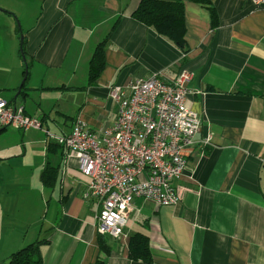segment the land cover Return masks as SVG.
Segmentation results:
<instances>
[{
  "label": "crops",
  "instance_id": "0c3cea01",
  "mask_svg": "<svg viewBox=\"0 0 264 264\" xmlns=\"http://www.w3.org/2000/svg\"><path fill=\"white\" fill-rule=\"evenodd\" d=\"M141 1L0 0V98L54 136L11 139L4 129L0 157L19 158H0V264L36 243L43 264H147L129 257L137 234L149 238L151 264H264V5L183 0L181 48L132 17ZM102 42L104 66L92 75ZM183 70L202 126L175 181L180 203L135 199L121 240L99 234V205L85 197L90 178L55 137L76 121L93 132L112 125L113 86L152 76L171 83ZM42 145L43 157H33L30 147Z\"/></svg>",
  "mask_w": 264,
  "mask_h": 264
},
{
  "label": "built area",
  "instance_id": "2783aa9c",
  "mask_svg": "<svg viewBox=\"0 0 264 264\" xmlns=\"http://www.w3.org/2000/svg\"><path fill=\"white\" fill-rule=\"evenodd\" d=\"M261 7L264 0H252ZM192 74L181 71L171 83L157 76L136 78L123 87L113 86L110 99L118 105L112 125L93 132L76 121L57 143L78 158L80 171L90 178L87 199L99 205V234L121 240L135 199L158 206L177 205L181 196L175 186L187 167L185 151L195 144L202 119L189 105L193 92L186 87ZM42 130L38 119L0 98V130ZM48 137L54 138L44 130ZM206 145L211 138L205 139Z\"/></svg>",
  "mask_w": 264,
  "mask_h": 264
},
{
  "label": "trees",
  "instance_id": "16d2710c",
  "mask_svg": "<svg viewBox=\"0 0 264 264\" xmlns=\"http://www.w3.org/2000/svg\"><path fill=\"white\" fill-rule=\"evenodd\" d=\"M201 4H207V0H192ZM132 17L149 28H153L159 35L168 38L176 46L185 44V4L183 0H142ZM105 42L100 43L90 62V73L97 75L104 66ZM28 76L29 73L27 72ZM26 85H23L24 89ZM22 93V90H21ZM4 129L0 130L3 131ZM39 243L30 244L13 253L8 258V264H43ZM129 257L134 261L152 263L149 238L137 234L130 242Z\"/></svg>",
  "mask_w": 264,
  "mask_h": 264
},
{
  "label": "rangeland",
  "instance_id": "374dc122",
  "mask_svg": "<svg viewBox=\"0 0 264 264\" xmlns=\"http://www.w3.org/2000/svg\"><path fill=\"white\" fill-rule=\"evenodd\" d=\"M35 3H36V1L33 3V6H32L30 9L33 10V11H35V13H37V11H38L39 8H40V3L37 2L36 5H35ZM2 7H4V4H2V3L0 2V9H1ZM27 8H28V7H27ZM18 27H19V25H18ZM7 131H8L9 133H12L11 135H8V137L11 138V139L16 138L17 135H20V134L22 133V132H20L19 130H16V129H14V128H8ZM3 132H5V130H4V131H1V133H0V144H2V143L7 144V141H4V139L7 138V135H4ZM40 132H41V131H40ZM40 132H39V133H40ZM33 133H36V132H33ZM42 133H43L44 137H46V135L44 134V133H45L44 130H42ZM60 136H61V135H60ZM30 150H31V152H32L33 157H43V153H44V151H43V145L40 146V147H30ZM0 158L12 162V161L18 159L19 157H15V153L13 152L12 155H11V157H0ZM30 158H31V157H25L24 161H26V160H28V159H30ZM17 165H18V163H17ZM19 165H20V166H23V167H24L23 170H25L26 172L29 171V168H27L26 166H24V162H23V161H22ZM28 181H29V185H33V186L36 185L34 179H32V178H28Z\"/></svg>",
  "mask_w": 264,
  "mask_h": 264
},
{
  "label": "water",
  "instance_id": "95a60500",
  "mask_svg": "<svg viewBox=\"0 0 264 264\" xmlns=\"http://www.w3.org/2000/svg\"><path fill=\"white\" fill-rule=\"evenodd\" d=\"M21 41H23V36H21ZM25 59V58H24ZM27 72L28 71H26V77L24 78V80L22 81V84H21V86H20V88H19V92L18 93H20L21 92V90H22V87H23V85L25 84V82H26V79H27Z\"/></svg>",
  "mask_w": 264,
  "mask_h": 264
}]
</instances>
